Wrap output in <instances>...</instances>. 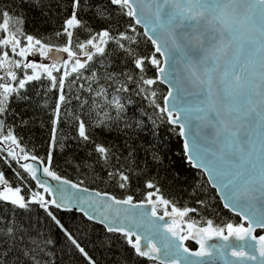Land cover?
<instances>
[{
  "label": "snow or ice",
  "instance_id": "obj_1",
  "mask_svg": "<svg viewBox=\"0 0 264 264\" xmlns=\"http://www.w3.org/2000/svg\"><path fill=\"white\" fill-rule=\"evenodd\" d=\"M17 6L20 11L15 13L0 9V70H4V75L0 76V144L7 145V156L17 163L21 160L38 162L42 166L44 176L60 181L64 185H70L78 192L88 191L86 188H81L80 184L72 183L66 179L62 180L61 176L57 175L53 170L52 154L57 150L56 126L61 122V104L66 102L65 80L75 74L72 80V83H75L77 79L85 78L80 71L85 70L90 73L88 78H94L93 82L97 83L95 97L101 98L104 104L97 105L99 112L96 113L95 121L88 122L81 119L79 115L74 116L76 136H68L66 139L74 138L77 142L91 144L92 149L88 155L95 156V162L101 165L102 170L113 168L112 171L107 172V175L109 179L116 181L119 188L128 187L133 178L139 180L143 175H146L147 160H138L136 149L128 145L126 141L122 142V146L112 142L97 143L91 133L94 131L111 133L112 127L100 118L103 116L111 119L105 105L117 110L124 108L115 94L109 98L108 89L112 88L113 93H127L133 90L129 85H135L137 94L145 93V99H152L153 106L162 116L166 117V122L178 127L179 136H187L186 129L191 125L192 119L201 121L203 127L210 129L208 136L213 143L218 145V148L216 151L207 148H201V150L210 154L213 159L206 160L199 153L194 157L192 147L185 139L183 147L187 153L188 163L192 167L203 169L208 174L213 181L212 188L221 193V199L225 201V208L239 207L241 212L249 213L244 216L247 227L243 223L239 226L228 223L225 228L213 227L212 220L206 222V227H198L194 219H188L192 213L198 212V209L186 205L178 206L175 200L165 198L161 194L156 176L144 180L145 199L138 204L133 203L131 196L119 200L107 193H96L95 195L102 196L115 205H128L131 208L142 207L146 203L151 205V217H156L160 221H163L165 217H170L171 222L162 225L164 231L172 238L165 237L167 242L163 245L164 258H161V248L157 247L151 238L144 237L147 240V247L142 246L141 235H137L133 231V226L138 227L133 217H125L129 221V227L116 225L115 221L112 224L105 223L108 217L103 213H101L103 219L100 222L105 223L107 231L121 233L136 257L158 261L159 264H181V260L184 261V264H202V260L193 261L189 257L211 256L212 249L216 248V245H212L210 248L207 244L208 240L219 237L228 241L229 237L233 236L237 240L250 238L256 241L253 252H258L259 260L256 255L244 251L243 247L239 249L233 247L231 251L233 257L239 260H258V264H264V234L253 235L257 228L264 230V211L260 212L259 216L251 211V202L256 199L254 192L258 190L264 196V143L261 145V152L258 156L259 165L257 166L251 160L253 152L249 151L245 155L240 141L241 129H246L253 119L258 118L260 125L264 127V0H147V3L146 0H85L83 5L81 0H73L71 16L63 21L60 31L55 33L57 37L66 38L64 46L58 47L44 43L41 39L24 31L23 10L28 7L41 10L42 14L46 15L47 13L43 11L45 8L43 0H19ZM112 6H115L120 15L131 18L127 21V27L123 31L119 30L120 22L112 16ZM146 8L151 10L150 16L145 14ZM78 10L81 12L93 11L95 18L105 22L112 19L113 22L109 23L108 27L97 31L88 21L78 18ZM237 13L244 17L242 22L236 20ZM153 17L155 22H153ZM133 21L135 25L144 27L143 36L154 46V51L151 54L142 56L133 47L138 43L128 35L129 29L132 32L136 31ZM157 28L163 31L157 32ZM73 29L80 30L75 33V48L82 54L83 60L74 50ZM80 32H83L86 37L83 42L80 39ZM169 41H171L172 48L178 49L182 53L186 50L194 52L195 60H189L186 67L191 74V84L198 88L199 93L204 96L200 101L203 107L181 108L176 111V105L170 106L169 104L168 97L172 96L171 90L164 98L163 107L155 103L156 92L149 93V88L157 83V79L161 82L167 79L165 68L161 66L162 63L167 64L169 60L175 62L172 48L168 47ZM109 45L111 48L108 47ZM50 54H52L51 64L37 63L28 59L30 56L39 55L47 60L50 58ZM57 54H66V58ZM156 54L165 57V59L161 61ZM115 56L120 57L119 71H107L114 65L115 61L111 57ZM99 57L103 59H98ZM129 63L132 65L130 68L126 67ZM97 64L105 70L103 77L97 75ZM148 66L154 67L160 74L159 77L146 78ZM16 69L20 70L19 75ZM28 70H31V74ZM61 71L62 75L59 77L54 75ZM44 78L50 82L52 89L58 91V103L55 107V117L51 129L50 150L45 157L41 158L37 155L29 156L14 134L11 125L8 126L6 134L2 133L5 128V116L15 114L11 103L30 102L27 86L32 82H40L35 85L39 89L43 85ZM101 78L105 80L107 87L105 84L99 83ZM88 91L93 92L91 85H89ZM36 94L39 95V92ZM77 99L80 98L77 97ZM93 104H97L96 100H93ZM192 111L202 113V115L193 117ZM181 113L184 114L183 120ZM21 123L27 122L21 121ZM65 147L66 145L61 143L59 150L63 151ZM16 149H19V152ZM153 159L157 160V158ZM121 160L125 163L120 164L119 168L112 164V161L120 163ZM218 161L221 163H217ZM249 163H251V169H246L245 165ZM20 167L32 180L36 181L44 193L53 194V188L42 182L37 176V172L40 170L38 167L32 163H23L20 164ZM226 167L237 170L235 177L228 179L227 182H225V178L228 176V172L221 170ZM237 180L240 181V188H243V191L237 187ZM257 181L259 182L258 189L250 187ZM0 188H2L0 201L12 205L14 209L27 210L29 203L37 204L45 209L47 215L55 221L79 252L88 259L90 264H94L85 249L50 210V208L71 210L68 198L61 195L59 200L56 198L46 199L45 195L40 192H32L29 201L25 195L21 194L20 187L9 186V181L2 171H0ZM58 191L62 192L63 190L58 189ZM199 191H203V189L201 188ZM188 194L190 197H197V188L193 186ZM77 199L80 198L77 197ZM241 199L246 203L242 204ZM80 202L88 203V200ZM196 203L203 205L205 201L196 199ZM158 206H163V215L158 216ZM80 210L84 211L83 208ZM84 215L89 220L95 219L88 212H84ZM143 215H147V213ZM116 216L119 217V210H117ZM2 224L3 218L0 217V225ZM8 224L9 226L4 228V234L7 237H15L20 241L27 238L36 245V250L40 251L39 244L34 238L28 236V230L23 227L20 221L10 220ZM157 227L161 226L157 225ZM185 229H187L186 232ZM225 229L227 235H225ZM17 232H20L21 235L16 236ZM133 237L135 238L133 239ZM191 239H195L199 244L198 251H190L189 247L184 245L185 241ZM9 242V239L0 241L3 244ZM222 247H228V245ZM3 255H6V252H0V256ZM169 257L171 258L168 259ZM33 259L35 264H40L39 259L35 256ZM0 264H3V261H0Z\"/></svg>",
  "mask_w": 264,
  "mask_h": 264
},
{
  "label": "trees",
  "instance_id": "obj_2",
  "mask_svg": "<svg viewBox=\"0 0 264 264\" xmlns=\"http://www.w3.org/2000/svg\"><path fill=\"white\" fill-rule=\"evenodd\" d=\"M72 2L73 0H43L45 4L43 11L47 13L46 15H43L41 10L26 7L22 13L25 16L24 31L53 47L64 46L66 38L57 37L55 33L60 31L63 21L71 16ZM18 3L19 0H0V9L14 13L19 12ZM84 3L85 0H81V4ZM112 7V16L120 22L118 27L119 30L123 31L127 27V21L131 18L120 15L115 6ZM77 15L79 19L88 21L97 31L108 27L109 23L113 22L112 19L105 22L95 18L93 11L81 12L78 10ZM134 27L135 32L130 29L128 31V35L138 41L133 47L142 56L151 54L154 51V46L143 36V31L139 26L134 24ZM78 31L80 30L73 29L74 49H76L75 33ZM80 39L82 42L86 39L83 32H80ZM108 47L111 48V45ZM156 55L160 59L159 54ZM98 59L103 58L99 57ZM111 59L115 63L107 71H119L121 67L120 57L115 56ZM126 67H132L131 63L127 64ZM16 71L19 75L20 70L16 69ZM80 71L85 78L77 79L75 83H72L75 76L73 74L65 80L66 102L61 104V122L56 126L57 150L52 153L53 170L57 175L76 184L100 192H107L119 199H126L131 196L133 201L145 199L144 180L156 176L161 194L165 198L175 200L178 206L186 205L198 209V212L192 213L188 217V219H194L197 226L206 227L208 220L213 221V227L222 228H225L228 223H232L234 226L243 223L237 215L232 214L222 206L215 190L210 187L204 174L186 161L183 143L178 135V127L166 122V117L162 116L153 106L152 99H145V93L137 94L135 85H129L130 89L133 90L127 93H113L112 88L108 89L109 98L115 94L124 108L117 110L105 105L111 119L103 116L100 118L112 127V131L111 133L94 131L91 134L97 143L112 142L122 146V142L126 141L128 145L136 149L138 160H147L146 175H143L139 180L133 178L126 188H119L116 181L109 179L107 175V172L112 171L113 168L109 167L102 170L101 165L95 162V156L88 155L92 149L91 144L77 142L74 138L66 139L68 136H76L74 116L79 115L81 119L88 122L95 121L97 119L96 113L99 112L97 105L104 104L101 98L94 95L97 89V83L93 82L94 78H88L89 72ZM104 71L97 64V75L103 77ZM54 75L59 77L62 72L54 73ZM146 78H156L154 67H147ZM99 83L105 84L107 87L103 78L100 79ZM37 84L40 82H32L27 86L30 102L11 103V108L14 109L15 114L5 116V128L2 134H6L8 126L11 125L25 151L30 155L43 158L50 150L51 129L55 117V107L58 103V91L51 88L47 78L43 79V85L39 89L35 87ZM89 85H91L93 92L88 91ZM148 91L149 93L151 91L156 92L155 103L163 107V98L166 94L164 85L157 81ZM37 92L39 95L36 94ZM93 100H96L97 104H93ZM82 104L83 107H81ZM21 121L27 123H21ZM61 143L66 145L63 151L59 150ZM7 150L6 144H0V171L4 172L9 181V186L20 187L21 194L30 201L31 193L40 191L41 188L36 187L19 163L7 156ZM16 151L19 152V149ZM153 158H157V160L154 161ZM67 161L71 162L68 163ZM122 163L125 162L123 160L120 163L112 161L116 168H119ZM193 186L198 190V196L195 198L188 194ZM201 188L203 191H199ZM44 194L48 199L47 193ZM196 199L203 200L205 203L203 205L198 204ZM50 210L80 246L85 249L94 264H159L147 258L136 257L121 233L109 232L80 213L55 208H50ZM163 210V206L158 207V213H163ZM0 217L3 218V224L0 225V241L4 239L10 241L8 244L0 243V252H6V255L0 256V261H3V264H35L34 256L39 259L40 264H90L88 259L79 252L71 240L56 225L55 221L47 215L45 209L39 205L29 203V208L23 210L14 209L12 205L0 201ZM10 220L13 222L20 221L23 227L28 230V236L34 238L39 244L40 251H37L36 245L27 238L20 241L4 234V228L9 226ZM243 224L245 225V223ZM256 234H264V231H256ZM19 235L21 233L17 232L16 236ZM49 241L50 243H48ZM185 245L190 249L197 247V244L190 240H187Z\"/></svg>",
  "mask_w": 264,
  "mask_h": 264
},
{
  "label": "water",
  "instance_id": "obj_3",
  "mask_svg": "<svg viewBox=\"0 0 264 264\" xmlns=\"http://www.w3.org/2000/svg\"><path fill=\"white\" fill-rule=\"evenodd\" d=\"M147 3V0H146ZM138 14H139V7L137 8ZM146 15H151V10L146 8L145 9ZM236 20L238 22H242L244 17L237 13ZM153 22L154 17H153ZM166 23V22H165ZM139 26L142 31L144 32L145 29L142 25ZM167 27V25H166ZM163 30L157 28V32H162ZM179 31V30H178ZM163 43V40L161 41ZM168 47L172 48L171 41H169ZM172 53L175 58V62L173 63L172 60H169V63L163 64L162 67L165 68V73L167 75V79H165L163 82H161L159 79L157 81L164 85L166 88V94L164 96L167 97V94L169 90L172 91V96L168 97L169 104L176 105L175 110L178 111L181 108L185 109H195L197 106L203 107V105L200 104V101L204 98L202 93H199V89L194 87L190 82V71L187 69V65L189 63V60L194 61L195 55L194 52H188L187 50L185 52H181L178 49L172 48ZM165 57L160 56V60L163 61ZM159 73L156 71V78L159 77ZM199 93V94H198ZM164 98H163V104H164ZM259 110V109H258ZM183 113H181V119L183 120ZM191 115L193 117L197 115H202V113H197L195 111L191 112ZM255 114L253 113V117ZM199 125V127H198ZM175 126V125H173ZM177 127V126H176ZM187 136L181 137L182 143L185 139H187L192 147V154L195 157L198 153L205 157L206 160L213 159L210 154L204 153L201 148H207L211 149L212 151H216L218 148V145L213 143L211 141V138L208 136V133L210 129L203 127V123L201 121H198L196 119H192L191 125L186 129ZM240 141L241 145L244 149V154L246 155L249 151L253 152V155L251 157V160L253 163H256L257 166L259 165V159L258 156L261 152V145L264 143V127L260 125V122L258 118L253 119L250 124L247 125L246 129H241L240 134ZM183 152L187 160V153ZM29 156H31L29 154ZM23 163H32L34 166L38 167L40 170L37 172V176L40 178L42 182H45L48 186L53 188V194H47L49 199L56 198L60 199V196L63 195L64 197L69 199V202L71 204V212H76L82 214L85 218L87 216L84 215V212H88L90 215L94 216L95 219L90 220L91 222L98 224L102 227H105V223L112 224L115 221L116 225H122L124 227H129V221L125 219V217H133L136 221V224L138 227L133 226V231L137 235H141L142 237V246L147 247V240L144 239V237H149L152 239V241L157 245V247L161 248V258L163 257V245L166 243L165 237H168L169 239H172L170 237V234L166 233L162 227L165 223H170L171 218L165 217L163 221L158 220L156 217H151V205L144 204L142 207L137 208H131L128 205H115L110 200H105L102 196H96V193H107V192H100L96 189L88 188L81 185V188H86L88 191H77L76 189H72L70 185H64L60 181L53 180L51 177L44 176L42 171V166L38 164V162H34L31 160L24 161L21 160L19 164ZM221 163V162H217ZM195 168V167H193ZM246 169H251V163L245 165ZM199 171H201L208 184L212 188L213 181L209 178L208 174L203 171V169L195 168ZM223 171L228 172V176L225 178V182H227L228 179H233L236 175V169H232L231 167H226L221 169ZM258 171V168H257ZM31 178V177H30ZM62 180H68L67 178L62 177ZM32 180V179H31ZM33 183L36 185V187H39L36 183V181L32 180ZM71 181V180H69ZM72 183H75L71 181ZM237 187L240 188V181H236ZM250 187L259 188V182H254L253 185ZM40 188V187H39ZM58 189H62L63 191H58ZM214 189V188H213ZM222 206L224 207L225 201L221 199V193L218 192L216 189H214ZM241 191H243V188H240ZM109 194V193H107ZM111 195V194H109ZM113 196V195H111ZM254 196L256 199H254L252 203L251 211L255 212L257 216H259V213L264 211V196L261 195L260 191H255ZM79 197L80 199H77ZM119 199V198H117ZM81 200H88V203H81ZM123 200V199H119ZM140 201H133L134 204H138ZM241 203H246L243 199H241ZM111 205V207H109ZM83 208L84 211L82 212L80 209ZM225 208V207H224ZM229 212H231L234 215H237L240 220L245 223V227H247V222L244 219L245 215H248L249 213L247 211L241 212V209L239 207L236 208H225ZM61 210H65L64 208H61ZM117 210H119V217L117 218L116 213ZM101 213L104 214V216H107L108 219L105 221V223H101L100 221L103 219V216ZM144 213H147V215H143ZM159 215H163L158 213ZM88 219V218H87ZM89 220V219H88ZM157 225H160L161 227H157ZM199 227V226H198ZM256 231H264L259 228L256 229ZM256 231L253 233V235H257ZM227 235V233H225ZM135 237H133L134 239ZM190 241L195 242L198 246L195 249H190V251H198L199 250V244L196 242L195 239H191ZM208 246L211 248L212 245H216V248L212 249L213 254L211 256H206L203 258L199 257H189L190 260L198 261L202 260V264H258L259 260V254L258 252H253V248L256 246V241L251 240L250 238L246 240H237L234 236L229 237L228 241H224L220 239L219 237H213L212 239L207 241ZM185 245V242H184ZM224 245H228V247H222ZM186 246V245H185ZM240 248L243 247V250L246 252H250L258 257L257 261H249V260H239L236 257H233L231 255L232 248ZM186 255V254H185ZM169 257L168 259H170ZM148 259V258H147ZM159 263L158 261H155ZM181 264H184V261L181 260Z\"/></svg>",
  "mask_w": 264,
  "mask_h": 264
},
{
  "label": "rangeland",
  "instance_id": "obj_4",
  "mask_svg": "<svg viewBox=\"0 0 264 264\" xmlns=\"http://www.w3.org/2000/svg\"><path fill=\"white\" fill-rule=\"evenodd\" d=\"M5 50H7V49H5ZM74 50H76L77 52H78V49H74ZM57 55H61V56H63L64 58H66V54H57ZM51 56H52V54H50V58L49 59H47V60H45V58H43V57H40L39 55H35V56H30L28 59L29 60H31V61H35V62H37V63H48V64H51L52 63V59H51ZM78 56H80V58L83 60L84 58H83V56H82V54L81 53H79L78 52ZM70 65H71V62H70ZM69 71H70V66H69ZM1 72H3V73H1ZM28 72H29V74H31V70H28ZM62 72V71H61ZM4 75V70H0V76H3ZM0 190H2V188H0ZM35 192H40L41 194H43V195H45L44 193H43V190L41 189L40 191H35ZM47 195V194H46ZM47 197H48V195H47ZM45 198H46V196H45ZM47 199V198H46ZM48 199H49V197H48ZM158 207H160V206H158ZM164 211V210H163ZM187 231V229H185V232ZM226 231V230H225ZM225 233H227V231L225 232Z\"/></svg>",
  "mask_w": 264,
  "mask_h": 264
}]
</instances>
